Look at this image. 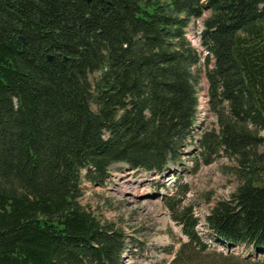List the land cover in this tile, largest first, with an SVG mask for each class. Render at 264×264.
<instances>
[{
	"label": "trees",
	"instance_id": "16d2710c",
	"mask_svg": "<svg viewBox=\"0 0 264 264\" xmlns=\"http://www.w3.org/2000/svg\"><path fill=\"white\" fill-rule=\"evenodd\" d=\"M204 13L201 64L186 30ZM200 69L215 117L200 159L222 154L237 180L204 223L261 251L264 0H0V264H119L124 236L79 205L81 184L179 163ZM166 204L187 240L169 264H192L197 218Z\"/></svg>",
	"mask_w": 264,
	"mask_h": 264
},
{
	"label": "rangeland",
	"instance_id": "374dc122",
	"mask_svg": "<svg viewBox=\"0 0 264 264\" xmlns=\"http://www.w3.org/2000/svg\"><path fill=\"white\" fill-rule=\"evenodd\" d=\"M195 24L193 31L186 30V36L200 52L197 44L202 30L198 21ZM202 71L200 69L195 86V124L189 130L191 140L182 149L179 163L169 165L158 176L129 171L124 165L116 164L111 167L104 185L96 187L85 181L81 184L79 205L124 236L125 247L119 264H169L186 238L172 220L173 213L166 203L176 211L189 206L193 215L201 219L216 201L227 199L236 187V164L232 160L222 154L212 156L209 164L200 159L199 137L204 131L215 129V117L207 106V84ZM258 135L264 137V131H259ZM263 151L264 144L259 148V152ZM260 184L264 185V178ZM178 188L185 192L177 193ZM195 229L208 236L201 222ZM228 249H220L215 241L213 249L191 255L192 264H264V249Z\"/></svg>",
	"mask_w": 264,
	"mask_h": 264
},
{
	"label": "water",
	"instance_id": "95a60500",
	"mask_svg": "<svg viewBox=\"0 0 264 264\" xmlns=\"http://www.w3.org/2000/svg\"><path fill=\"white\" fill-rule=\"evenodd\" d=\"M18 40H19L20 42H22V43H23V41H24L23 38H21L20 36H18ZM46 59L48 60V59H50V57L47 56ZM63 60H66V58H63Z\"/></svg>",
	"mask_w": 264,
	"mask_h": 264
},
{
	"label": "bare ground",
	"instance_id": "6f19581e",
	"mask_svg": "<svg viewBox=\"0 0 264 264\" xmlns=\"http://www.w3.org/2000/svg\"><path fill=\"white\" fill-rule=\"evenodd\" d=\"M201 33V32H200ZM199 37H200V35H199ZM227 248H229V246L227 245Z\"/></svg>",
	"mask_w": 264,
	"mask_h": 264
},
{
	"label": "built area",
	"instance_id": "2783aa9c",
	"mask_svg": "<svg viewBox=\"0 0 264 264\" xmlns=\"http://www.w3.org/2000/svg\"><path fill=\"white\" fill-rule=\"evenodd\" d=\"M199 46V44H197Z\"/></svg>",
	"mask_w": 264,
	"mask_h": 264
}]
</instances>
